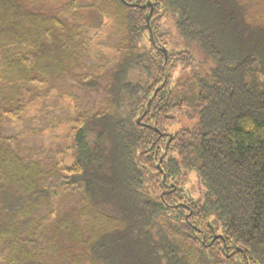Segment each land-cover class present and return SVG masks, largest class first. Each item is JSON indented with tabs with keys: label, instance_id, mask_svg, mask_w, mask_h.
<instances>
[{
	"label": "trees",
	"instance_id": "16d2710c",
	"mask_svg": "<svg viewBox=\"0 0 264 264\" xmlns=\"http://www.w3.org/2000/svg\"><path fill=\"white\" fill-rule=\"evenodd\" d=\"M0 264H264V0H0Z\"/></svg>",
	"mask_w": 264,
	"mask_h": 264
},
{
	"label": "rangeland",
	"instance_id": "374dc122",
	"mask_svg": "<svg viewBox=\"0 0 264 264\" xmlns=\"http://www.w3.org/2000/svg\"><path fill=\"white\" fill-rule=\"evenodd\" d=\"M90 17L91 19L88 24L90 34L96 37L95 40H103L102 50L105 52L109 51L110 43L108 40H105L107 37L105 30L108 20L93 10L90 12ZM162 24L168 33L170 43L179 49L183 48V44L176 38V31L172 19L166 17L162 21ZM186 49L190 51L196 62L202 60L195 47L187 46ZM73 104L74 99L69 93V90H67L64 95L55 92V94L47 98L42 105L36 106L30 110L28 115L29 119L24 125L15 126L12 128V131L20 135H26L28 138V145L46 143L51 139L53 134H58L65 126L64 122L59 120L67 116ZM51 117L53 121H50ZM193 121L194 120H189L181 116L171 127L170 131L173 132L181 127H190ZM184 188L187 194L192 198H198L202 192V187L199 185L197 177L194 174H190L187 177Z\"/></svg>",
	"mask_w": 264,
	"mask_h": 264
}]
</instances>
